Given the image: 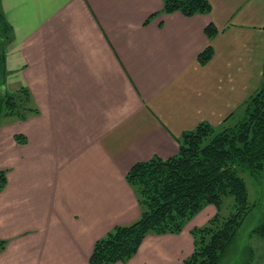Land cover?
Here are the masks:
<instances>
[{
	"label": "crops",
	"instance_id": "1",
	"mask_svg": "<svg viewBox=\"0 0 264 264\" xmlns=\"http://www.w3.org/2000/svg\"><path fill=\"white\" fill-rule=\"evenodd\" d=\"M210 2V14L187 17L163 13V0H0L4 85L28 89L38 110L0 120V264H90L96 241L140 217L126 180L136 163L176 156L201 123L244 118L264 78V6ZM216 213L209 205L181 234L149 235L116 264H184L192 229Z\"/></svg>",
	"mask_w": 264,
	"mask_h": 264
},
{
	"label": "trees",
	"instance_id": "2",
	"mask_svg": "<svg viewBox=\"0 0 264 264\" xmlns=\"http://www.w3.org/2000/svg\"><path fill=\"white\" fill-rule=\"evenodd\" d=\"M210 0H163L162 12H181L187 17L210 14ZM209 39L219 33L214 25L205 30ZM9 27L0 10V88L6 82V48ZM214 56L209 45L197 60L207 64ZM31 94L21 88L14 93L0 92V120L16 117L26 120L37 114L30 106ZM224 121L216 130L201 123L178 138L179 152L169 159L154 157L136 163L126 175L135 190L141 214L128 225H119L96 241L90 264L127 263L139 252L149 235H179L185 226L207 206L216 215L202 227L192 229L194 250L184 264H221L230 251L243 223L256 207L249 200L243 171L258 177L264 173V78L260 90L246 105L245 116L235 124ZM20 142L21 137L16 136ZM7 186V173L0 171V193ZM233 198L226 214V199ZM227 209V210H228ZM264 240V222L251 233ZM6 241H0V252ZM249 264V263H248Z\"/></svg>",
	"mask_w": 264,
	"mask_h": 264
},
{
	"label": "rangeland",
	"instance_id": "3",
	"mask_svg": "<svg viewBox=\"0 0 264 264\" xmlns=\"http://www.w3.org/2000/svg\"><path fill=\"white\" fill-rule=\"evenodd\" d=\"M253 9L257 11L256 2H253ZM262 6H264V0H262ZM15 83L9 82L0 88L1 93L13 92V86ZM255 84V83H253ZM5 117L2 119L4 120ZM246 182L249 192V200L256 207L248 215L243 223L230 251L225 255L221 264H264V240L252 236V231L264 222V173L258 177L250 174L248 171L240 173ZM233 198L226 199L225 208L232 210ZM227 208V209H228ZM225 210V213H229V209Z\"/></svg>",
	"mask_w": 264,
	"mask_h": 264
}]
</instances>
